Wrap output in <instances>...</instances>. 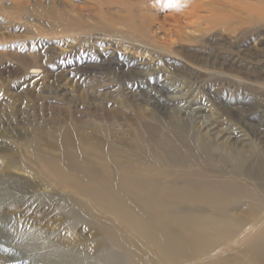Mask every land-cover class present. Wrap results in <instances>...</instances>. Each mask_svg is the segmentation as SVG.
I'll return each mask as SVG.
<instances>
[{"label":"bare ground","instance_id":"bare-ground-1","mask_svg":"<svg viewBox=\"0 0 264 264\" xmlns=\"http://www.w3.org/2000/svg\"><path fill=\"white\" fill-rule=\"evenodd\" d=\"M92 1L93 22L86 25L79 17L65 16L61 20L64 31L151 45L147 22L129 0H119L126 13L116 18L103 11L111 1ZM190 1L186 16L196 24L208 20L199 14L208 6L211 14L228 17L223 8H231L251 21L256 2L264 5V0ZM113 52L99 51L98 64L116 71L117 83L127 79L133 81L132 86L137 84L142 92L139 98L153 108L160 110L182 99L169 95L172 81L159 77L157 66L142 67ZM35 69L30 73H40ZM96 100L99 105L104 101ZM176 111L180 118L172 122L173 129L183 132L188 126L184 122L199 124L186 140L171 138L142 116H136L140 123L128 138L111 135L100 123L92 128L96 137L86 135L80 124L68 120L58 128H38L24 140L19 153L3 156L0 214L6 213L7 205L20 212L26 209L25 213L50 207L59 213L64 226L51 235H40V230L19 222L22 218L14 216L19 223L2 218L0 262L264 264V149L251 144L242 129L202 121L203 109L198 104H180ZM255 112L264 109L257 107ZM256 138L264 144V131ZM81 221L91 231V248L98 249L90 256L73 250L86 247L75 231Z\"/></svg>","mask_w":264,"mask_h":264},{"label":"rangeland","instance_id":"rangeland-1","mask_svg":"<svg viewBox=\"0 0 264 264\" xmlns=\"http://www.w3.org/2000/svg\"><path fill=\"white\" fill-rule=\"evenodd\" d=\"M109 1L111 5L103 11L109 17H123L126 11L119 0ZM129 1L147 22L151 45L64 31L61 20L65 16L79 17L86 25L93 22L92 0H0V162L8 153H19L24 140L38 128H58L68 120L80 124L86 135L96 137L92 128L100 123L111 135L128 138L140 123L136 116H142L171 138L186 140L199 124L184 122L188 126L183 132L172 128V122L180 118L176 111L180 104H198L203 109L202 121L242 129L251 144L264 149L256 138L264 131V112H255L257 107L264 109L263 3L256 2L251 21L231 8H223L228 17L211 14L208 6L199 11L208 20L196 24L186 16L190 0ZM174 16H178L176 20ZM109 50L129 62L142 63V67L157 66L158 76L172 81L169 95L182 99L160 110L153 108L139 98L142 92L137 84L132 86L133 81L127 79L117 83L116 71L98 64L99 51ZM34 68L40 73H30ZM127 90L132 92L124 94ZM100 98L104 101L99 105L96 99ZM40 190L54 196L46 188ZM3 210L6 213L0 214V222L2 218H22L19 222L40 230V235H51L64 226L59 213L50 207L25 213L26 209L20 212L7 205ZM75 231L86 247L73 250L86 256L95 254L98 249L91 248L93 237L86 223H78Z\"/></svg>","mask_w":264,"mask_h":264}]
</instances>
